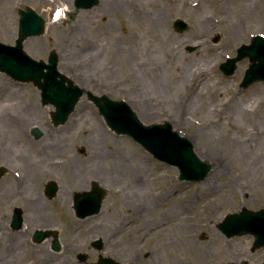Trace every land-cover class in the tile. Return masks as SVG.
Segmentation results:
<instances>
[{
  "label": "rangeland",
  "instance_id": "374dc122",
  "mask_svg": "<svg viewBox=\"0 0 264 264\" xmlns=\"http://www.w3.org/2000/svg\"><path fill=\"white\" fill-rule=\"evenodd\" d=\"M106 1L98 0L91 9L79 10L73 6L74 0H0V42L13 46L19 9L34 10L46 26L43 36L23 42V51L33 61L47 63L50 52H55L57 71L75 85L97 97L126 101L145 125L169 122L174 131L192 142L194 152L210 163L212 170L201 182H180L175 167L154 160L130 137L110 131L87 94L64 125L53 127L50 113L54 108L41 104L35 84L18 83L0 73V164H5L4 154L19 158L21 145L37 144L39 148L34 149L38 160L30 147L26 151L30 154H24L27 165L35 164L34 173L41 175L32 181L34 189L40 190L47 179H55L65 203L69 201L68 190L72 194L75 185L93 176L104 179L105 184L98 183L112 189L101 213L86 220L75 219L65 212L69 206L54 200L46 203L45 216L25 214L22 232L12 231L10 217L0 215V264H81L75 257L78 251L90 259L97 258L91 250L89 253V242L99 236L113 248L125 243L126 227L132 225L139 230L130 239L138 238L142 254L155 247L160 254L151 256V260L159 263L162 258L168 263L160 245L168 236L164 224L168 213L175 210V198L183 201L185 209L181 213L188 220L184 230L195 250L215 259L212 254L228 244L237 249L243 246L247 263L261 264L264 248L251 254L252 236L226 240L217 224L243 208H264V83L239 87L249 65L247 59L237 63L232 76L219 71V65L235 57V51L248 45L252 37L264 38V0H203L201 21L194 9L183 10L172 0H124L126 4L123 1L120 7H108V11ZM157 12L165 15L164 26L157 24ZM177 19L188 25L184 32L173 28ZM207 20L211 27L204 23ZM92 28L100 34L98 43L89 38ZM253 90L256 94L252 97ZM16 119L25 125L16 127ZM15 127L19 136L26 132V137H14ZM33 127L42 131L41 138L31 136ZM235 137L245 143L236 144ZM68 157L71 160L67 163ZM58 158L57 171L52 173L51 167L48 171ZM7 178L5 175L1 180ZM132 187L137 197L128 195ZM115 191L118 193L114 195ZM146 198L150 200L144 202ZM193 218L198 222L193 223ZM43 228L59 232L60 252H52L48 242L35 245L29 241L33 230ZM120 229L123 234L115 240ZM201 233L206 240H199ZM173 242L177 241L171 239L169 244ZM169 247L180 251L179 255L171 253L172 259L176 255L197 264L190 249L182 257L181 245ZM220 260L235 262L222 255L214 263Z\"/></svg>",
  "mask_w": 264,
  "mask_h": 264
},
{
  "label": "water",
  "instance_id": "95a60500",
  "mask_svg": "<svg viewBox=\"0 0 264 264\" xmlns=\"http://www.w3.org/2000/svg\"><path fill=\"white\" fill-rule=\"evenodd\" d=\"M96 4H98V0L74 1L76 8L84 10L91 9ZM19 15L16 46L0 44V72L7 74L16 81L35 83L41 90L43 104H52L55 107L56 111L51 115L54 125H62L66 122L84 91L74 86L69 79L56 71L57 57L55 54H50L49 60H47L49 64L46 65L43 62L33 61L22 51V40L27 37L40 36L44 30V21L29 8L20 10ZM173 23L174 29L178 32H184L188 27L181 20H176ZM217 39L214 41L216 42ZM236 53L235 59H229L220 65V71L230 76L235 71L237 61L248 58L250 65L242 82H240V87L247 88L254 82H264L263 38L260 36L253 37L249 45L239 47ZM87 95L91 101L97 104L105 122L114 132L130 136L154 159L176 167L179 172V180L196 183L206 178L212 168L211 164L198 159L192 143L173 131L169 123L145 126L137 120L138 118L127 104L112 102L104 96L101 98L94 97L89 92ZM54 187V185L50 186L52 192L50 198L54 195ZM88 200L91 202L89 207L87 206ZM100 200L101 196L92 197L91 194L78 196L75 201L78 217L83 218L98 213ZM21 220L19 214L14 215L12 221L14 230L20 229ZM220 229L221 233L226 234L227 237L252 234L256 237V246H264V209L258 212L242 209L240 214L228 215L222 221ZM53 236L56 237V234ZM44 238L43 233L36 232L33 242L40 243ZM53 249L54 251L60 249L57 239L53 242ZM100 264H104L103 261H100ZM111 264L114 263L111 261Z\"/></svg>",
  "mask_w": 264,
  "mask_h": 264
},
{
  "label": "flooded vegetation",
  "instance_id": "af4514ba",
  "mask_svg": "<svg viewBox=\"0 0 264 264\" xmlns=\"http://www.w3.org/2000/svg\"><path fill=\"white\" fill-rule=\"evenodd\" d=\"M8 152H10V150H8ZM30 152H32L31 149H30ZM24 154L25 153H21L22 157H19V158H14L13 156H11L9 154H4L5 157L7 158L6 161L4 160L6 162V166H7L6 169L7 170L4 171L2 176L5 174V175H8L9 178H7V180H1L5 177V175L3 177L0 176V215L1 216L6 215V216L10 217V221H11V218L14 215L16 209H19V211H21V215L23 217H25V214H28V215H30V217L37 218V216H45L47 214V212H48L47 208L48 207H47L46 203H48V201H53V200L54 201H60L64 204H68V202H70V206H71V204L76 200L78 195H82L84 193H87L86 191L92 192V185L94 183H97L98 186L105 188V185L98 183V180H99L101 183L105 184L104 179L95 178L93 176L92 178L88 179V181L85 185L86 187L83 190L74 191V192H72V194L68 190L66 193H67V195L69 193L70 197H68L69 201L67 200V203H65V199H62L59 195L60 192L63 195H64V193H62V190L60 191L61 187L58 183H57V187H56L57 188L56 192L54 193L55 194L54 197H51V199L48 197L49 188L46 186V182H47L46 181L44 183L43 187H41L42 189H40L38 191V196L33 197V194H37L36 193L37 189H34V185L32 183V180L35 177H37L36 175L33 174V172L36 171V169L33 168V167H35V164H28L27 165V163H26L27 162V156L30 153H27V156H24ZM34 155L36 157V155H38V153L36 151H34ZM36 159L38 160L37 157H36ZM58 160H59V158H58ZM70 160H71V158L68 157L67 162H69ZM51 163H52V166H49V167L52 168V173H53L54 171H57L58 164H53V162H51ZM22 173H23V177H24V178H22L23 181L21 183L17 184L20 181ZM15 178L17 179V181L15 180ZM31 178H32V180L30 181ZM49 180H55V179L49 178ZM105 199H106V197L103 199V202ZM34 200H36V201H34ZM44 200L47 202H45ZM15 202H17L18 205L15 204ZM65 212H67V210ZM70 213L74 217L76 216V211L73 210V208H72V210H70ZM87 218H85V219H87ZM219 224H217V230H218ZM185 226H187V225H183L179 228V230L184 234H186V232L184 230ZM121 229H123V228H121ZM121 229L119 232L115 233V235H118V237L122 236V234H123L124 230L121 231ZM118 237H116L115 240H117ZM224 238L226 240H230L226 237H224ZM96 239H99L102 242L101 251H98L95 249L96 245L94 242ZM231 239H234V238H231ZM44 242H48L47 247L51 250L52 239L45 240ZM88 244H89L88 248H90V249L89 250L87 249V250L89 251V253L91 250L90 254L97 256V258H93V259H90V258H88L89 256H86V258H87L86 260L89 264H96L98 261L97 259H98L101 252H104L103 253L104 254L103 255L104 256V259H103L104 264H111V260L114 261L115 264H185V261L182 259H178L177 261H174L173 259H168V260H166L168 263L153 262L151 260L152 257L155 255L158 256L160 254V250L149 249L147 252H144L142 254V250L140 249V246H142V244H141V242L138 241V238L130 239V237L129 238L127 237L125 243H119V244L117 243V246L115 245V247H113V248H110L111 243H108V245H105L104 240L101 239V237H99V236H97L94 240H92ZM123 245H125V247ZM258 248H262V247H255V243H253L251 246V254H253V251H255ZM109 249H114V250L111 253V252H109ZM246 252H247V250L243 246L240 249H237V248L233 247L232 244H228L226 249L220 248V249L216 250L215 253L212 254L215 257V259H208V263L209 264H248L246 261V257L248 255L246 254ZM162 253L164 256L171 255V253L168 250H163ZM222 255L230 256L232 259H235V262H233V261L224 262V261L220 260L217 263H214V260H217L219 258V256H222ZM251 257H253V255ZM242 258H244V259H242ZM147 260H150V261L148 262ZM263 261H264V258L261 260V262H263ZM253 262L256 263L257 260L253 259Z\"/></svg>",
  "mask_w": 264,
  "mask_h": 264
},
{
  "label": "bare ground",
  "instance_id": "6f19581e",
  "mask_svg": "<svg viewBox=\"0 0 264 264\" xmlns=\"http://www.w3.org/2000/svg\"><path fill=\"white\" fill-rule=\"evenodd\" d=\"M123 1L124 0H108V1H106V4L105 5H107V11L109 10L108 9V7H111V8H117V7H120V4H123ZM172 1H174L175 3H177L178 4V7L179 8H181V9H183V10H193V11H195L196 12V16L197 17H199V19H200V21H201V18H200V16H201V14L200 13H202V11L205 9L203 6H202V1L203 0H172ZM210 1H212V2H216V1H218V0H207L206 2H210ZM124 3H125V1H124ZM154 3H160V2H154ZM126 4V3H125ZM187 7V8H186ZM65 10V9H64ZM62 13V12H61ZM155 17H156V19H157V24L158 25H162V26H164L165 24H166V21H165V15H164V13H162V12H157L156 14H155ZM205 24L207 23L208 24V27H211L212 25H211V22H209L208 20L207 21H205L204 22ZM96 23H92V25H95ZM92 31L93 32H91V37H89V38H92V40H93V43H98V41L100 40V34L99 33H95V29L94 28H92ZM59 72V71H58ZM60 73V72H59ZM61 74V73H60ZM43 81V80H42ZM251 93V96L252 95H255L256 94V91L255 90H253L252 92H250ZM253 97V96H252ZM251 97V98H252ZM81 105L80 103H77V104H75V107H74V109L75 108H77V106H79V105ZM255 110H256V108L254 109V110H251V112L252 113H254L255 112ZM56 110L54 109V111L53 112H55ZM76 111V110H75ZM263 112H264V110H262ZM243 112H248L247 110H245V109H243ZM262 113V112H261ZM16 118V117H15ZM82 121V120H81ZM98 121V120H97ZM141 121V120H140ZM16 122H17V124L15 125L16 127L18 126V125H25V122H23L22 120H19V119H16ZM2 124H4V125H10L9 124V122H1ZM16 127L14 128V130L16 131V135H15V133H14V137H17V139L18 138H25L26 137V132H22V133H20V136H19V134H18V132H17V130H16ZM239 137H241V136H239ZM239 137H235V142H236V144H239V145H241V144H243V143H245V140L243 141V142H241L240 141V138ZM242 138V137H241ZM232 141H233V139H232ZM19 142H20V140H19ZM30 147V149H31V151H35V150H37V149H34V148H39V146H37V144H36V146H29ZM29 147H26V146H24V145H21L19 148H21L20 150H22V152L21 153H27L26 151L29 149ZM68 163V162H67ZM52 165V163L50 164V166ZM56 166V165H55ZM49 169H50V167L47 169L48 171H49ZM47 171V172H48ZM42 173H44V171H42ZM33 174L34 175H36L34 172H33ZM46 174H48V173H46ZM38 178L41 176L40 174H38V175H36ZM22 178H24L23 177V173L21 174V178H20V181L17 183V184H19V183H21L22 181H23V179ZM90 179V178H89ZM15 180L17 181V179L15 178ZM32 180V178L30 179V181ZM34 180V179H33ZM32 180V181H33ZM87 181L88 180H83V184H85V183H87ZM138 181H139V178H138ZM33 183V182H32ZM81 182H80V184L79 185H75L74 187L75 188H77V189H79V188H81L82 187V185H83ZM128 189V188H127ZM130 193V194H129ZM129 193H128V195H131L132 197H137V195L134 193V187H132V188H130V191H129ZM209 194H211V195H214V191L213 190H210V192H209ZM125 195H127V194H125ZM38 195L37 194H33V197H37ZM162 197H163V195L161 196V199H162ZM153 199L154 200H156L154 197H153ZM148 200H150V198H146V199H144L143 201L144 202H147ZM34 201H36V200H34ZM186 201H188V200H186ZM191 201V200H190ZM156 202H157V200H156ZM183 201L182 200H180V199H178V198H175L174 200H173V202L172 203H174L176 206H174L173 205V208L172 209H175L174 210V212L173 213H171L172 211H170V213H168L169 215L166 217V219H165V222L167 221V224L165 223L164 224V229H165V234H167L168 236H166V237H163L162 239H161V241H162V245H160L161 246V248L162 249H166V250H168L169 248H171V247H169V246H172V247H176L177 246V248L178 247H180V245H181V247H183V249H184V253H182L180 256H182V257H185L186 255H187V250L188 249H190L191 250V253H192V255H194L195 256V260L197 261V264H209L208 263V258H207V256L205 255V253H203V254H201L200 252H198L197 250H195L194 248H195V246H193L192 245V243L190 242V240H189V236L187 237V235L186 234H184V233H182L180 230H179V228L181 227V226H183V225H187L186 223H188V220H187V218H186V216L184 215V214H182L181 212H184L183 210L185 209V207L183 206V203H182ZM189 202V201H188ZM186 208H187V206H186ZM157 216H159L158 214H157V212H156V217ZM182 218V219H181ZM191 220H193V223H195V222H198L197 220H196V218H193V219H191ZM162 222H163V220L161 221V223L160 224H162ZM121 224L123 225L124 224V221L122 220L121 221ZM131 224V223H130ZM159 224V225H160ZM133 227H127L126 228V231H125V233L126 234H128V238L129 237H131V236H133V234L134 233H137L138 232V230H139V228L137 227V226H134V225H132ZM23 229H24V227H23ZM23 229L20 231V232H22L23 231ZM171 239H175V241H177V242H173V243H171V244H169V242H170V240ZM188 247V248H187ZM170 253H175L176 255H179L180 253V251H176V250H168ZM183 255H185V256H183ZM159 263H163V259L162 258H160V260H159ZM185 264H190L189 262H186L185 261Z\"/></svg>",
  "mask_w": 264,
  "mask_h": 264
}]
</instances>
